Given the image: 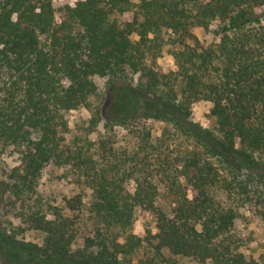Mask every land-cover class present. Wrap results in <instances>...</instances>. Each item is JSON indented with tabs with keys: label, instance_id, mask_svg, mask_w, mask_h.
<instances>
[{
	"label": "trees",
	"instance_id": "trees-1",
	"mask_svg": "<svg viewBox=\"0 0 264 264\" xmlns=\"http://www.w3.org/2000/svg\"><path fill=\"white\" fill-rule=\"evenodd\" d=\"M247 211L264 226V0H0V264H264Z\"/></svg>",
	"mask_w": 264,
	"mask_h": 264
},
{
	"label": "rangeland",
	"instance_id": "rangeland-1",
	"mask_svg": "<svg viewBox=\"0 0 264 264\" xmlns=\"http://www.w3.org/2000/svg\"><path fill=\"white\" fill-rule=\"evenodd\" d=\"M76 0H53V4L55 7H60L69 2H74ZM196 37L201 41H208L211 39V34L202 30H196L194 32ZM157 67L162 72H167L174 67L173 59L165 54L162 58L157 61ZM100 91L105 90V86L107 84V79H96L95 80ZM80 117H88V114L85 111H76L69 112L67 114V118L69 121V125L71 128H75L77 123L79 122ZM192 120L198 124H200L204 128H211L213 126V122L209 116V104L206 102L196 103L192 108ZM143 124L142 122H140ZM139 123H137L138 125ZM147 125L153 128L156 134H159L163 125L156 122H148ZM117 132L126 135L124 130H117ZM61 172L55 169H47L41 180V189H46L47 192L58 196H72L74 192L72 191V186L64 181H58L57 178L61 176ZM0 213V217H1ZM6 224L2 225L5 229L9 230V224H13L14 227L19 225L18 221H13L12 218L6 217ZM11 230V229H10ZM150 231L155 233V228L152 223V219L149 215H141L137 222L133 227V232L139 236L143 237ZM235 232L242 241V247L240 249L241 252L246 254V256L257 257L260 252L264 250V226L259 220V218L252 212H246L242 220L238 221L235 224ZM182 264H194L193 262H182Z\"/></svg>",
	"mask_w": 264,
	"mask_h": 264
}]
</instances>
